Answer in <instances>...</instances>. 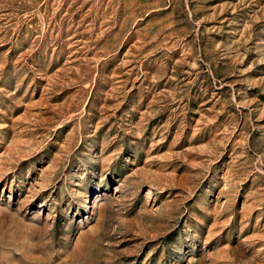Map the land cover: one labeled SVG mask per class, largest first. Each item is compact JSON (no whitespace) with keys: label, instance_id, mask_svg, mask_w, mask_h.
Masks as SVG:
<instances>
[{"label":"rangeland","instance_id":"1","mask_svg":"<svg viewBox=\"0 0 264 264\" xmlns=\"http://www.w3.org/2000/svg\"><path fill=\"white\" fill-rule=\"evenodd\" d=\"M0 264H264V0H0Z\"/></svg>","mask_w":264,"mask_h":264}]
</instances>
